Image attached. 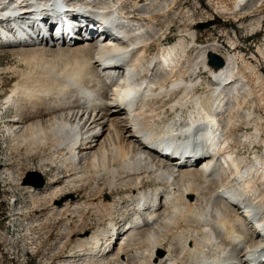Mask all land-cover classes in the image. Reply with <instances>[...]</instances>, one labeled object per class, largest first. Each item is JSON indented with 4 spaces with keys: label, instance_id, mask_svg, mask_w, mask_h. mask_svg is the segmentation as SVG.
I'll list each match as a JSON object with an SVG mask.
<instances>
[{
    "label": "bare ground",
    "instance_id": "obj_1",
    "mask_svg": "<svg viewBox=\"0 0 264 264\" xmlns=\"http://www.w3.org/2000/svg\"><path fill=\"white\" fill-rule=\"evenodd\" d=\"M63 1L0 0V27L14 30L32 23L28 42L44 37L49 18L60 12ZM98 1L101 3L102 0H88V5L95 8L83 11L92 12V16L95 12L98 16H106L102 21L114 27H118L120 22L136 24V27L126 28L119 33L115 29L116 38L125 44L106 45L98 50L95 40L85 44L76 43L67 49L52 45L48 40L46 48V41L40 39L43 43L41 48L8 47L29 50L32 55L30 59H38L35 53L37 49L47 51L55 48L54 55L58 52L57 55L70 62H67L64 70L57 69L60 70L58 78L53 76V82L48 78L51 84H41L39 89L17 83L2 108L5 111L13 108L15 112L10 120L11 125L4 129L7 133L4 136L5 144H14L16 152H27L26 157L46 153V158L41 157L39 161L45 172L40 173L45 176L46 172L57 168L54 171L55 180L44 189L32 190V187L22 186L16 179L17 175L14 176L11 171L6 179L14 186L24 187L22 189L30 201L46 202L51 207L46 215L64 220L68 236L77 228L76 222L84 220L87 212L98 214L108 212V208L110 212L107 216L110 213L112 218L115 207L107 202L95 204L91 199V202L78 203L77 200L73 203L71 199L74 196L64 200L69 189L84 191L88 198L93 199H98L106 189L119 193L128 191L132 203L129 202L131 205L128 209L136 213L131 221L135 227L127 233L124 243L117 241L114 245L119 230L116 221L111 220L109 227L92 234L82 231L81 237L77 236L75 246L58 264H264V247L256 246L262 235L254 231L264 229V200L261 197V189H264V154L255 156L251 161L236 154L233 144L236 143L234 126L237 117H231L234 111L241 109L243 98L239 102L240 91L247 89L253 80L264 88V75L252 63L246 62L241 53L237 54L235 43L230 55H220L225 66L215 70L208 60L210 54L219 53L222 48L220 41L199 45V36L189 29L191 26L186 27L185 34L179 37L177 44L166 48L161 45L159 52L151 55L149 51L154 39L166 33L158 30L159 34H155L153 30L156 25L153 22H157L159 15L156 13L163 12L167 6L163 10L158 7L147 13L142 6L143 0H117L112 3L105 0L102 7L96 8ZM130 1H133L132 12L126 11L125 7ZM156 1L150 6H154ZM224 1L218 2L224 5L218 7L219 16L228 14L236 18L253 9L252 0H230L235 9L225 6L228 0ZM260 2L256 13H264V0ZM13 6L14 10L4 14L5 8ZM73 7L78 9L74 3ZM171 12L173 6L166 10V13ZM142 14L146 16L139 17ZM40 20L43 22L40 23ZM254 22L251 25L253 30L263 28L260 18ZM80 26L86 31L92 28V25L87 28ZM64 31H67L66 25ZM53 34L54 28L51 26L50 35ZM187 49L198 50L197 57L191 60ZM41 52L43 54V50ZM18 53L23 54L17 52L15 55ZM101 54L112 57V64H117L118 70L108 76L98 73L96 59H100ZM259 54L264 61L262 49ZM63 60L64 66L66 60ZM203 68L211 77L208 85L203 78L200 81L193 79ZM45 74L42 75L46 77ZM108 81L113 84L107 86ZM233 85L238 88L234 94L228 92L229 86ZM240 85L245 86L239 88ZM111 87L115 90L109 99L107 90ZM205 90L209 92L208 95L204 93ZM247 92V97H253L249 88ZM229 94L236 105L231 110L228 108L230 115L226 116ZM261 127L257 126L256 133L250 134V142L259 140L264 145V139L260 137L264 128ZM157 146L165 147L169 154L192 150L196 159H204L196 169L190 167L192 163H188L189 166L184 163V167L178 168L151 153L150 149ZM228 173L233 178H225ZM150 180L156 182V187L143 191V185ZM261 183L263 186L260 189L258 185ZM214 184L218 188L209 191ZM207 201H215L216 205L223 206V211L213 208L215 211L212 215L210 209L207 207L204 210L201 204ZM75 218L78 220L75 221ZM257 221L262 222L263 226H258ZM31 224H34L33 229L36 228L35 223ZM168 230L174 238L165 249L163 246ZM142 234L145 237L137 240L136 237ZM133 238L137 240L136 244H131ZM64 244L62 247H65ZM160 250H167L163 258L158 256Z\"/></svg>",
    "mask_w": 264,
    "mask_h": 264
},
{
    "label": "rangeland",
    "instance_id": "obj_2",
    "mask_svg": "<svg viewBox=\"0 0 264 264\" xmlns=\"http://www.w3.org/2000/svg\"><path fill=\"white\" fill-rule=\"evenodd\" d=\"M102 1L101 3H99L98 1L99 5H95L96 8L102 7V3H104L105 0H102ZM111 1L117 2V0H109L107 2L112 3ZM153 1L154 0H143L142 6L144 5L143 8L147 9V13L158 7L160 10H163L164 7L166 6H167V9L173 6V12L166 13V10H167L166 9L163 12L160 11L156 13L159 16L157 18V22L156 21L153 22L156 25L153 31L155 34L156 33L159 34L158 30H164L166 33L163 36H157L154 39V43L149 51L151 55H155L157 51L159 52V49H161V45H164L165 47V46H173L177 44L180 40L179 37L183 35V33L185 32V29L191 26L189 29H191L195 35L197 34L196 36H199V45L212 44L216 40L220 41L222 48L219 49V53H218L219 55L218 54H215V55H217L218 57H221V56L227 57L228 55H230V52L232 51V44L235 43L239 51V52L237 51V54L241 53V55L244 56L246 62L252 63V65H254L257 68V70H259L261 74L264 75V61L260 58V54H259L260 49L264 51V13H261V12L256 13L257 8L261 6V3H262L260 2L261 0H252L251 2L253 5V9H251V11L248 12V14H241L236 18L228 14L219 16L217 12L218 7L219 6L222 7L224 5L222 4L219 5L218 2H223L224 0H216L215 2H212V0H157L158 3L156 1V3H154L155 4L154 6L153 5L150 6V4ZM72 2L74 3L75 7L78 8L79 10L87 9V10L92 11L93 8H95V7H90V5H88L89 3L88 0H72ZM172 2L174 3L171 5ZM132 5H133V1H130L129 3H127L125 5L127 9L126 11L130 10L132 12L133 11L131 9ZM168 5H171V6H168ZM226 5L231 9H235L233 2H231L230 0H228V2L226 1L225 6ZM147 6H149L150 8ZM249 15L251 17H249ZM254 15H257V16H254ZM145 16L146 15L142 14L139 17H145ZM240 18H242L241 22H239ZM259 18L262 22L263 28H260V29L256 28L255 30H253V27L251 25H253L255 23L254 21ZM43 19L45 20L44 17ZM190 19L192 20L190 21ZM34 20H37V19H34ZM212 21H221V23L215 24L212 27L207 28V29L199 28L200 24L209 23ZM82 44H85V43H82ZM60 47L67 48V49L69 48V47H64V46H60ZM200 47L201 46H199V48ZM36 48H41V47H36ZM51 49L53 50V52L50 49L49 50L47 49V51L45 49H39L38 51L37 49L36 51L38 53L36 51L35 53L37 54L38 59H30L32 55L29 53V50L25 51L24 49H19V48L10 49L8 47L5 49H0V138L3 139V140L2 139L0 140V264H58V262L60 260H63V258L66 255H68L69 252L72 250V248L75 246L76 239L81 237L80 233H82V231L84 233L86 232V233L92 234L98 229L109 227V224L112 221H116V223L121 222L123 224V221L125 219L132 218V217L134 218V216L136 215V213L132 212L133 210L131 208L128 209V207H130V205L132 204L130 194H128L129 193L128 191L126 192L124 190L123 192L119 193L118 191L106 189L103 191L101 196L98 197V199H93V198H88V195H86L84 191H78V189H69L67 191L68 194L66 195L64 200L74 196L75 198L71 199V202L73 203L76 202L77 200H78L77 201L78 203H83L91 199V201L93 200L95 204H100V202H103L105 204L107 202L106 204L111 203L115 207L112 210L114 211L112 218L110 217V213H109L110 219L107 216L108 212H110V209L108 208H107L108 212L102 211L105 213L98 212L97 214V213H92L93 211H89L91 213L90 215V213L87 212L85 216H83L85 221L83 220V221L76 222L78 224L77 228L73 230V233H71V236L70 235L68 236V232L66 230L67 228L64 223L65 222L64 220H62L61 218L47 216L48 215L47 211L49 212V209L51 207L46 202L39 201L37 203L35 202V200L30 201L28 196L25 195V192L22 189L24 188L22 186H26L24 185V179H26L27 175L32 171H37L39 173L40 171L45 172V169H43L39 161L41 157L46 158L47 154L46 153L45 154L36 153V156L34 155V156L26 157L27 155L25 154H27V152L25 151L16 152L14 151V144H11V143L8 145L5 144L4 136L7 133H6V130L4 129H5V126L11 125L10 120L14 118L15 112L13 110L11 111V113H9L7 118L1 119V115L3 114V112H5V109L2 110V108H4V102L6 101V98L10 96V94L14 90L15 85L17 83H21V82L26 83L27 85H30V86L32 85V88L39 89L41 84H46V85L48 83L51 84L48 78H50L51 82H53V80H55L54 77H56L60 73V70L62 71L64 70V67L66 68L68 66V63L70 61L65 59L61 55H57L58 52L56 53L58 57H56V55H54L55 54L54 52H56L54 51L55 48H51ZM40 50L41 51L43 50V54ZM187 51L189 52V56L191 60L195 59L198 55L196 53V51L198 52V50L187 49ZM17 52H22L23 54L21 55V53H18V55H15L17 54ZM39 52L41 54H39ZM61 52L64 53V51H61ZM44 53L45 54L48 53V54L45 55ZM25 55L26 56L28 55V56L26 57ZM50 56L53 60L56 58L57 60L56 59L54 60L56 62H54L50 58ZM59 56L63 57L62 60L63 59L66 60V61L63 60L64 63L66 62L64 66L62 65L63 62ZM256 57L258 58V60L256 59ZM21 58L23 59V61ZM44 62L45 64L46 62H48V64L45 65ZM51 62H53L54 65H52ZM208 64H209V60H208ZM41 65H42V68H41ZM55 65L56 67L57 66L58 67L56 68ZM43 66L45 68H43ZM48 67H50V69ZM58 68H60L59 71L57 70ZM205 69L206 68L201 69V72L197 75L199 78H196L197 76H195L193 78L194 81H198V79L200 81L201 78H203V80L206 81L205 83L207 85L211 82V79H210L211 77L209 74H206ZM51 70L53 71L55 70L56 72L55 71L53 72ZM43 73L44 74L46 73L45 74L46 77L42 75ZM47 75L49 76L51 75V76L48 77ZM38 77H39L38 79L39 81L36 80ZM58 77L59 76H57V78ZM42 78L44 80H42ZM251 79H255V77H252ZM36 81L39 82L38 83L39 86L36 83ZM64 82L65 81H62L61 83H64ZM35 83L36 85L33 86ZM256 83L257 81L253 80V83H250L251 85L249 84V87H247V89L249 88L252 91L253 97L252 96L247 97L248 92L246 88L240 91L239 102L243 101L242 102L243 107L241 106V109L239 111L236 110V112L234 111V114L231 115V117H234V116L237 117L236 118L237 124H235L234 126L235 128L234 133L236 134L234 141L236 143L234 144L232 143L233 147L235 151H237L236 154L238 156H240L241 158H245L248 161L255 159V156L260 157V156H263L264 154V145L258 142L259 140L254 141V142H250L251 140L250 141L248 140L249 138L251 139L250 136L252 134L256 133L255 128L257 126L259 127L262 126L264 128V88L261 85H256ZM36 86H38V88ZM244 86L245 85L243 86L240 85L239 88H244ZM236 88L237 86L235 85L231 87L229 86L228 92H231V93L233 92V94L234 92L237 93L238 88L237 89ZM114 90H115L114 87H111L109 91L107 90V93H108L107 97L109 99L112 98V94H114ZM102 92H106V91H102ZM204 93L208 95L209 92L205 90ZM96 94H99V93L97 92ZM254 96H257V97H254ZM229 97L227 98L228 106L226 107L227 109L226 116L230 115V112L228 113V111H230L232 107L236 105L234 99H232V96H230V94H229ZM260 137L261 139L262 138L264 139V132L260 135ZM238 140L241 141L240 144L238 143ZM52 170L53 171L51 172L50 171L46 172L45 176H43L46 181V184L44 185V187L42 188H36L33 186H27V187H32V190L44 189L47 186V184L52 183L53 180H55L54 171H56L57 168H53ZM10 171L14 173L13 174L14 176L17 175L16 179L17 181H19L20 184H22V186L16 185L17 186L16 187L12 183H10V181L6 179L7 177L6 175ZM231 175H232L231 173L230 174L228 173V175L225 178H228V177L233 178L232 177L233 175L232 176ZM149 182H146L145 185H143V188H142L143 191L149 190L148 188L150 187L151 189L156 187V182H154L153 180H150ZM258 186L261 189L263 184L261 183ZM215 188L216 189L218 188L216 184H214L212 188L209 187V191H214ZM261 190H262L261 192L262 196L261 195L260 196L264 200V197H263L264 189L262 188ZM83 193L85 194V196H83L84 195ZM64 200L61 202H64ZM210 202L209 201L201 202L204 210H206L208 207L211 211V214L212 212L215 211V209L223 211L222 209L223 206L221 207L220 205H216L217 203H215V201H212L211 203ZM117 207L120 208V211ZM123 210H125L127 213H125V211ZM17 213H19L18 216L15 215ZM104 215H106V217ZM212 215H214V213ZM76 220H78V218L77 219L75 218V221ZM190 221H191L190 223L192 224L193 223L192 219ZM31 223H35L36 228L33 229L32 227L34 224H31ZM39 225L42 227H40ZM169 232L171 233V231L170 230L167 231L166 243L163 246L165 249L169 247L168 243L171 242L174 238L172 233L170 234ZM139 237L144 238L145 236H143L142 234V236L140 235L138 236V238L136 237V239L138 240ZM133 239H132L131 244H136L137 240L136 239L133 240ZM63 240L65 244L63 243ZM145 240L147 239L145 238ZM173 242L175 243V240ZM63 244L65 245V247L63 246L64 248L62 247ZM144 246H145L144 248H146V245ZM118 248L119 247H117L116 249ZM165 251L167 252V250ZM115 253H116V250H115Z\"/></svg>",
    "mask_w": 264,
    "mask_h": 264
},
{
    "label": "water",
    "instance_id": "obj_3",
    "mask_svg": "<svg viewBox=\"0 0 264 264\" xmlns=\"http://www.w3.org/2000/svg\"><path fill=\"white\" fill-rule=\"evenodd\" d=\"M221 21H212L209 23H203L199 25L200 29H207L212 27L215 24H220ZM209 65L212 66L215 70H219L225 66V62L221 57H218L217 55L210 54L209 56ZM46 184L45 178L42 174H40L37 171L30 172L26 179H24V185L26 186H33L36 188H42ZM165 251L160 250L158 251V256L160 258H163L165 256Z\"/></svg>",
    "mask_w": 264,
    "mask_h": 264
}]
</instances>
